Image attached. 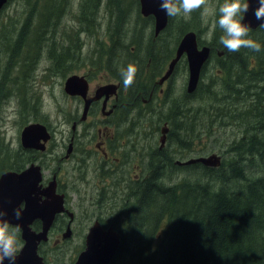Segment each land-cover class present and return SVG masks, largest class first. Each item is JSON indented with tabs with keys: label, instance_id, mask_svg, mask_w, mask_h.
Listing matches in <instances>:
<instances>
[{
	"label": "trees",
	"instance_id": "trees-1",
	"mask_svg": "<svg viewBox=\"0 0 264 264\" xmlns=\"http://www.w3.org/2000/svg\"><path fill=\"white\" fill-rule=\"evenodd\" d=\"M71 3L23 0L20 17L7 31V25H2L4 67L13 60H26L14 67L19 72L16 80L24 79L44 51L49 52L50 69L68 76L65 70L78 62L75 55H80L83 45L77 32L89 34L101 18L110 43L103 50L96 42L95 53L114 55V69L120 62L123 68L134 64L138 69L135 80L142 70L154 75V66L157 77L180 37L200 27L194 19L167 16L155 40L153 18L139 13L138 0H77L75 16L81 27L68 33L62 25ZM191 14L194 18L198 12ZM129 18L135 25L130 22V27ZM221 35L212 40L219 41ZM248 38L264 49L263 30L249 31ZM213 44L209 43L211 49L217 48ZM222 50V55L213 53L201 67L193 92L183 89L176 100L166 98L156 120L158 127L161 122L167 124L166 144L156 147V173L134 183L128 205L122 214L114 215L123 224L116 225L119 244L109 264H264V51ZM134 55H142L137 63ZM210 62L216 66V75H208L203 82ZM8 85L9 80L0 84L4 96ZM21 88L18 82L16 90L24 95ZM230 125L237 127L238 135L227 142L223 154L229 156L221 157L217 166L199 162L175 165L186 161L181 157L191 150L190 139L218 135ZM16 157L18 170L36 158L23 149L16 151ZM170 171L171 178L181 175V180L166 181L165 173ZM158 229L161 234L156 240Z\"/></svg>",
	"mask_w": 264,
	"mask_h": 264
},
{
	"label": "rangeland",
	"instance_id": "rangeland-1",
	"mask_svg": "<svg viewBox=\"0 0 264 264\" xmlns=\"http://www.w3.org/2000/svg\"><path fill=\"white\" fill-rule=\"evenodd\" d=\"M22 1L23 0H9L5 7L0 9V32L3 29L2 25H7L5 26V31H7L9 27L13 25L14 20L20 17L23 8ZM76 1L77 0H72L70 8L64 16L62 28L68 30V33L74 32L76 27H81L78 24V20H76L75 16V12L77 15ZM223 3L224 0H207L205 7L208 9V11L206 15L202 16L204 8H201L197 10L198 15L194 18H192V14H190L187 19H182L184 21L194 19L198 22L200 26L198 30H188L192 31L195 34V37H198V46H207L208 40H210L211 36L217 37L219 34H221L222 30L216 24V21L219 18V6ZM104 21V18H101L100 25L95 24L91 29V32L87 35L85 33L77 32V35H79L78 37L83 41V47L81 46L80 49L82 54L78 52L80 55H75L78 62H74L72 66L65 70L66 73H68V76L72 74L87 76L90 80V88H94L98 84L107 83L111 80L110 77H112V75H110L109 72L105 70L106 55L95 53L96 42L100 43L101 47H103V50H106L110 43L108 31ZM130 22H132V25H135V23H133V19L131 21L129 18V23ZM136 25L138 26V24ZM149 31L150 29H146V34H149ZM88 49L92 50L93 53H91V55H84L89 52ZM42 53L43 54H41L39 59L35 62L34 67L32 68L31 66L28 72L25 74L24 79L20 80H16V76L18 77L19 72L14 67H18V65H21L23 62L26 63V60H21L16 63L15 60L12 61L13 63L10 61L7 67L5 65V68L4 63H2L3 55H0V84H4L9 80V92L4 97H2L3 88L0 87V145L7 150L15 149L18 146L20 141L19 134L22 126L27 125L26 123L32 119L30 113L32 112V109L36 107V111H39L43 116V119L48 123L49 128L52 129L53 134L51 135L52 140L48 143L45 154L40 155L38 153L33 155L36 158L30 163L39 165V161H42V164L40 165L43 168L44 178H48L49 174L52 173V171H54L57 166H59L58 170H60L62 173L63 179L61 180V177H58V181L69 188L66 195L68 207L71 206L76 212L80 210L83 211L79 218L82 220L85 219V222L94 216L108 221L109 218L105 212L106 210H110L109 213L116 211L122 214L123 210L126 208L125 206L128 204L114 201V197L112 195L113 190L109 192L110 189L106 187V182H104L106 174L102 171L96 170L97 168H94L95 163L90 164V162H86V159L80 162L79 155H75L77 160L74 167H72L71 160L67 161L65 166L62 164L56 165L57 159L64 154L63 149L65 148V146H63L64 148L60 146L61 135H58V130L61 127V121L65 120L63 117L66 119L68 118L70 112L69 110H75V107H77L80 111L81 107L78 104V101H75V97H71L77 94L70 95L65 93L63 90L64 81L67 76L61 72H55L54 70L50 69L49 60L47 58L49 52L44 51ZM172 54L174 55V53ZM141 56L142 55H134L136 63L140 60ZM87 57L91 58V60L88 61ZM168 62L169 60L165 62L160 76L167 68ZM216 71V66L210 62L208 69L204 74V78H202V81L206 82L207 76L210 74L215 76ZM160 76H158V78ZM165 80L167 81L164 87V92H169L171 94L168 93V97L164 98V96H162L161 98L157 99V121L159 120L160 111L162 110L163 106H165L166 98L168 101L169 98L176 100V97L182 93L183 89L185 90L187 81V68L185 64L183 66V58L177 62L175 71H173V73L171 72V74ZM12 82H14V84H12ZM18 82L22 83L21 89H23V92H25L24 95H21V92L16 90ZM138 82L139 79H136L135 83L129 89H134L136 83ZM140 83H142V81H140ZM20 109L22 111H20ZM152 113H154V109H152L151 113L149 114ZM146 115H148V113H146ZM68 125L69 124L62 125L65 131L69 127ZM157 127L158 125L156 126L155 138L156 147L159 148L165 146L166 144L165 138H163V142L160 144V137L164 133L161 130L166 128L162 122L160 126L158 128ZM235 128L237 127L230 125L220 130L218 135L212 134L209 137L206 135H201L200 138H196L195 140L190 139L189 141L191 145L189 149L191 150L186 153V157L183 156L181 158L187 160L195 156H208L210 154H215L220 160L221 157L229 156L228 154H223V152L227 142L238 135V132ZM63 142L66 143L67 140L64 138ZM173 146L176 149L178 148L175 145ZM204 147L206 148L204 149ZM202 148L203 150H201ZM83 155L85 158L94 155L92 158L96 161V165H98V162H101V156L98 153H93L89 149L85 150ZM97 174H100L101 177L98 178ZM170 174L171 171L165 173L166 181L181 180V175H173V178H171ZM130 186L131 184L129 183V187ZM99 188L100 192L98 193ZM103 191L107 192L104 194ZM116 212H113L109 217H113ZM112 220H114L115 225L119 227L121 223L123 224V220L121 222L120 217L119 220ZM78 224L83 226V224L79 221ZM84 229L85 228H83V230L82 228L77 229L64 242L61 241L58 243L60 247H63V253L58 252L56 254L55 259L57 260L58 264H68L69 261L72 260L75 251L82 243ZM160 229H158V232L154 234L156 235V240L158 239L159 234H161ZM54 238L55 234L52 233L51 236H49V242L47 246H45V249H47V247H53L52 241ZM56 249L57 248H55V250ZM46 258L49 262H52V257L49 255L48 251Z\"/></svg>",
	"mask_w": 264,
	"mask_h": 264
},
{
	"label": "flooded vegetation",
	"instance_id": "flooded-vegetation-1",
	"mask_svg": "<svg viewBox=\"0 0 264 264\" xmlns=\"http://www.w3.org/2000/svg\"><path fill=\"white\" fill-rule=\"evenodd\" d=\"M149 16L151 15L144 17ZM151 23L153 29V20ZM257 29L264 31V28L258 26L249 28V31ZM160 31L157 34L153 33L155 40L156 37L157 39L159 38ZM195 38L196 46L200 48L202 45L198 46V37L196 36ZM212 39L214 38L211 36L207 44L209 48L208 58L213 53L214 55H222L224 51L222 50L224 47H219V41ZM210 42L215 43L213 45L217 48L211 49L209 45ZM113 56L114 55H106L105 61V70L112 75L109 82L98 84L94 88H90L89 78L79 75L85 80L86 89L82 95L77 94L71 97H75V101H78L81 109L79 111L78 108L75 107V110H69L68 118L66 119L63 117L65 120L61 121L62 128L60 127L58 130V135H61L60 146H65V148L63 147L64 154L57 159L56 165L62 164L65 166L67 161L71 160L72 167H74L77 160L75 155H79L80 162L86 159V162H90V164L95 163L94 168L106 174L104 182H106V187L110 189L109 192L113 190L112 195L114 201L120 203L123 201V203L126 204L129 195L134 194L133 184L143 180L146 175L149 176L150 172H152V174L156 173V99L162 96H164V98L167 97L169 92H164L167 80L163 81L161 84L156 83L159 74L156 77L155 66L153 68L154 75H150L147 70H142L139 82L136 83L135 88H124L120 75V70L124 66L122 62H120L117 65L119 70L114 69L112 62ZM207 60L203 63V66L206 65ZM173 71H175V67ZM140 81H142V83H140ZM12 84H14V82H12ZM2 92L4 91L2 90ZM2 97H4V94H2ZM86 99H90V102L85 112H83ZM152 109H154V113L149 114ZM20 111L22 110L20 109ZM146 113H148V115H146ZM30 115L32 119L26 124L38 123L44 125L46 128L48 139L44 142V149L24 148L21 146L20 141L18 146L12 150L4 149L0 145V174L5 171H20L26 165L30 164V162L26 163L23 168L17 169L16 151L19 149L29 152L30 155H36L38 153L43 155L47 151L48 143L52 140V129L49 128L48 123L43 119L40 112L36 111V107L32 109ZM63 124H69L66 131L62 126ZM164 125L166 128L164 138H166L167 124L164 123ZM64 138L67 140L66 143L63 142ZM39 142H42V140ZM87 149L101 156V162H98V165H96V161L92 158L94 155L88 156V158L84 157L83 153ZM39 163L42 164V161L40 160ZM40 164H37L41 172V180L39 182L40 198L42 200L45 198L42 193L45 188L50 186L54 191V195L62 200V210L53 214L51 223L46 231V239L40 240L36 244V253L40 256L42 264H58L55 259L56 254L58 252L63 253V247H60L58 243L61 241L64 242L77 229L82 228L83 230V228H85L82 243L75 251L72 260L68 263L74 264L78 254L85 247L86 234L94 222H97L103 230L111 227L119 235L115 223L109 221L110 219H116L115 216L109 217L116 211H112V213H109L110 210L105 211L109 218L108 221L94 216L85 222V219L82 220L79 218L83 211L80 210L76 212L71 206L68 207L66 195L69 188L58 181V177H61V180L63 179L62 173L58 170L59 166L49 174L48 178H44L43 168ZM175 165L179 166L181 164L176 162ZM97 176L98 178L101 177L100 174H97ZM129 183L132 184V190L129 187ZM99 192L100 188L98 193ZM105 192L107 191H103L104 194ZM22 205L23 203L20 204V207ZM78 221L81 222L83 226H80ZM42 225V220L34 218L30 221L28 227L31 231L37 233L41 230ZM8 227L10 231L15 232L17 254L19 248L23 244V240L20 237V229L11 223H8ZM52 233L55 234V238L52 241L53 247H47V249H45V246H47L49 242V236H51ZM55 248L57 249L55 250ZM47 251L52 257V262H49L46 258Z\"/></svg>",
	"mask_w": 264,
	"mask_h": 264
},
{
	"label": "water",
	"instance_id": "water-1",
	"mask_svg": "<svg viewBox=\"0 0 264 264\" xmlns=\"http://www.w3.org/2000/svg\"><path fill=\"white\" fill-rule=\"evenodd\" d=\"M7 1L0 0V9ZM161 2L162 0H138L139 13L142 16L151 15L153 18L154 34L163 29L167 22L166 11L160 8ZM248 2L250 9L245 14L243 23L249 24L250 28H254L260 23H264V21L256 20L253 14L259 6L258 0H248ZM208 51L209 48L206 45L197 48L195 34L192 31H187L178 40L173 57L169 60L167 68L156 83L161 84L171 74L178 59L183 56L187 68L185 92H193L199 79L201 67L208 58ZM85 89L86 84L82 76L72 74L65 78L63 85L65 93L82 95ZM89 102L90 99L85 100L83 112H85ZM164 130L166 131V129ZM164 130L161 131L165 133ZM164 133L160 137V144L163 142ZM47 139L48 133L45 126L38 123H29L23 126L19 134L20 144L24 148L43 150L44 142ZM40 140L42 142H39ZM195 162L215 167L220 160L215 154H210L189 158L180 164ZM40 180V167L34 163L26 165L20 171H5L0 174V210L7 213L3 220L16 225L20 229V237L23 240V244L16 254L14 264H42L40 256L36 253V244L40 240L46 239V231L53 214L62 210V200L54 195V191L50 186L45 188L42 193L45 198L43 200L40 198ZM21 203L23 205L20 207ZM15 209L21 210L20 219L15 218ZM34 218H39L43 222L41 230L37 233L31 231L28 227V224ZM2 222L0 221V223ZM118 244L119 235L111 227L103 230L97 222H94L86 234L85 247L78 254L74 264H109ZM3 264H10V261L5 259Z\"/></svg>",
	"mask_w": 264,
	"mask_h": 264
},
{
	"label": "clouds",
	"instance_id": "clouds-1",
	"mask_svg": "<svg viewBox=\"0 0 264 264\" xmlns=\"http://www.w3.org/2000/svg\"><path fill=\"white\" fill-rule=\"evenodd\" d=\"M206 4L207 0H162L160 8L166 11L168 17L183 16L187 19L192 12L201 8H204L202 16L206 15L208 11ZM258 5L254 10V17L258 21H264V0H258ZM249 9L248 0H224L219 6V18L216 24L223 32L219 37V43L229 52H239L242 48L254 52L264 51L260 43L248 38L250 25L243 21ZM258 27L264 28V23H260ZM137 71V67L131 63L120 70L124 88H130L135 83ZM6 215V212L0 210V221H3L0 223V264H3L5 259H8L10 264H14L17 240L15 232L10 231L8 223L3 220ZM14 215L16 219H20L21 210L15 209Z\"/></svg>",
	"mask_w": 264,
	"mask_h": 264
}]
</instances>
